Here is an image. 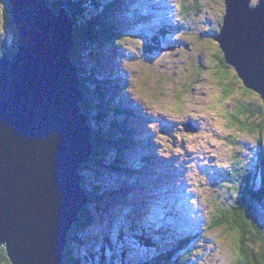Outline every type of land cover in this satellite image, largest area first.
Returning a JSON list of instances; mask_svg holds the SVG:
<instances>
[{"label":"rangeland","instance_id":"rangeland-1","mask_svg":"<svg viewBox=\"0 0 264 264\" xmlns=\"http://www.w3.org/2000/svg\"><path fill=\"white\" fill-rule=\"evenodd\" d=\"M105 1H102L101 5ZM202 1L204 8H200V14L202 13L203 16L192 12L195 7L194 0H176V5L170 3L168 12L167 0H115V10L113 9L112 12L105 11L104 6L103 8L100 6L101 9L97 10L102 13L98 18L99 27H105V22L111 19L113 33L112 36L106 35L107 31L105 35H102L106 39L104 42L109 45L106 48V53L109 54L106 58L107 61L109 60L110 67L106 69L104 75L96 74L101 81L105 80L106 86L103 90L106 89V95H109L114 87L117 93L116 99L133 109V115L121 116L126 120V127L131 129L133 136L130 139L131 142H128L129 146L127 143L126 148L123 149L127 158L120 169L116 170L109 164H104L105 168L102 171L97 170L96 174H100V178H97L89 167H83L84 175H88L91 180L94 177V181L105 188H110L114 176H119L122 179L123 188L121 189L123 190L114 191L115 185H113L112 190L116 193V198L108 201L105 198L108 199L110 196H104L106 201L99 205L101 206L99 210L89 215L95 221L85 223L87 227L81 232L80 241L75 240L72 244V253L77 258L88 253L87 247L92 244L91 237L101 239L100 233L102 236L103 234L108 236L107 242L105 239V242L101 244L110 254L108 245H112L109 243V238L115 239V242L124 238L121 244L125 248L126 258L115 259L114 264H121L127 261L126 259L133 258L134 255L144 251L137 249L136 239L145 237L148 242H155L161 236L169 235L182 239L192 237V239L190 244L187 243L182 251L176 253V257L182 258L180 263L176 262L175 257L174 261L170 260L164 264L235 263L233 246L235 234L226 226L210 228L211 213L208 214L207 211L213 209L212 197L215 200L221 197V203H225L227 200L232 202L238 196L233 191H237L240 187L239 183L234 182L237 186L233 190L227 182L232 176L233 160L241 164L240 167L245 169V173L248 170L249 175H254L251 179L254 189L257 187L260 193L264 194V170L262 169L264 131L256 132L263 122L260 118L264 114L258 111L259 113L250 117L251 122L248 123L252 126L251 128H255L253 134L248 128L241 129L239 124L234 127L235 129L231 128L230 116L227 115L228 112L233 114L234 106L240 105L241 101L245 105L261 106L260 110L264 111V99L254 90L243 91L240 79V82L234 79L232 66L224 68L228 71L226 76L215 71L213 66L215 62L209 53L218 52V48L220 49L215 37L221 35L219 32H223L219 30V24L226 14V0H208L211 7L207 0ZM258 1L250 0L249 5L255 6ZM144 3L145 8L149 7V9L139 10V4ZM181 3L187 4L189 8V13L185 16L179 14ZM254 3L255 5H252ZM175 6H177L176 11ZM59 7H64L63 9L67 11L65 6ZM234 11L235 9L232 10L233 13ZM237 13H244V11L240 10ZM164 15L165 19L162 18ZM7 21L6 4L0 0V37L4 39L11 31L7 29ZM196 21H199L198 26ZM186 24L189 32L187 35L184 29ZM159 25L160 27L170 25L168 28L170 31L166 32L167 35L159 44V47H164L163 52L149 48L153 44L154 36L150 28ZM203 26L205 28L201 31L198 27ZM206 28L210 30L207 32ZM111 39H114L113 45L109 43ZM179 44L180 47H178ZM105 47L106 45H103L100 49L103 53ZM171 52L173 55L170 54ZM218 55L224 57L222 54L218 53ZM216 64L222 66L219 65L218 60ZM108 80L111 81L109 85ZM224 85H227L228 90L232 86L231 92L225 94ZM119 106L122 108L121 103ZM152 112L157 113L156 116L163 123L149 116ZM156 116L154 115V118ZM174 119L177 123L169 126ZM187 120L194 121L199 127L196 134H192L191 130L187 132L183 127ZM184 151L189 156L188 159L186 160L183 155L174 166L181 165L178 168L184 170L187 161L190 168L187 181L193 183V187L187 192L189 191L190 197L196 196L195 188L198 186L203 200L199 202V205L197 204L198 207L190 201L192 198H186L185 205L181 204L178 190H176V196H168L165 190V194L158 195V192L163 190V185L170 182L165 171H161L163 162L162 164L158 162L159 156L164 159L171 158ZM152 155L157 156L150 158ZM184 172H174L176 176L172 178L175 185L185 182V174H182ZM147 189L148 192L144 195L146 197L142 199L144 197L142 193ZM163 200L167 203L162 204ZM160 204L165 207H160ZM174 204H178L179 207ZM153 210L158 212L154 214ZM164 215L167 216L168 221L166 220L163 224L168 226L170 220V232L165 231V234L156 236L153 231H144L141 227L130 228L131 223H137L147 228L158 229L155 226L159 220L157 216ZM258 218L263 225L264 212H259ZM92 223H94L93 226L89 227L88 225ZM72 228L73 226L71 230ZM137 235L138 238H136ZM153 250H155L153 247L150 250L147 249L148 252ZM82 256L81 261L84 262ZM84 264L93 263L85 261Z\"/></svg>","mask_w":264,"mask_h":264},{"label":"water","instance_id":"water-1","mask_svg":"<svg viewBox=\"0 0 264 264\" xmlns=\"http://www.w3.org/2000/svg\"><path fill=\"white\" fill-rule=\"evenodd\" d=\"M248 1H225L215 40L245 87L264 99L255 53L261 44L252 46L264 42V2L239 8ZM6 2L17 44L14 55L0 57V247L11 264H64L69 232L88 201L79 167L93 153L86 96L71 58L73 22L46 0Z\"/></svg>","mask_w":264,"mask_h":264},{"label":"trees","instance_id":"trees-1","mask_svg":"<svg viewBox=\"0 0 264 264\" xmlns=\"http://www.w3.org/2000/svg\"><path fill=\"white\" fill-rule=\"evenodd\" d=\"M102 1L104 0H99V2L98 0H46V3L52 8L65 6L68 13L71 15L75 37V45L73 47V51L71 52V58L79 70L80 85L86 96L85 108L93 133V153L90 159L79 167V172L81 173V185L88 196V201L79 213L78 220L74 223L72 230H70L71 232L69 234L65 250L66 257L64 259V264H84L85 261L93 264H114L113 262L115 259L120 260L126 258V251L122 245L123 238L118 242H115V239L109 238L111 241H109V243L112 245H108L109 251L111 252L110 254L105 250L104 245L101 244L105 242V239L107 242L108 236L105 234L102 236L101 233L99 234L101 239L97 237L96 240L90 236L92 238V244L87 247L88 253H85L83 256L81 255L84 262L81 261V256L77 258L72 253V244L75 240L80 241V237L82 236L80 234H82L81 232H83L86 229L85 227H87L85 223L88 221H95L94 218L92 216L89 217V215L96 213L95 211L99 210L101 207H99V205L102 202H105L106 200H114L117 196L114 191L119 192L123 190L121 189V187L123 188L122 179L119 176H114V181H112L113 183H110V188H105L101 184L96 183L94 181V177L97 175V178H100V174H96L97 170L100 169L102 171L105 168L104 164H109L111 168L116 170L120 169L121 164L124 163L127 158L125 157L126 152L123 151V149L126 148L128 142H131L130 139L133 136L131 129L126 127V120L121 117H129L131 114L133 115V109L124 102L116 99L117 93L114 91V87L109 92V95H106V89L103 90L106 86L105 80L101 81V78L99 77V79L97 76V74L104 75L105 70L110 67V65H108L109 60L107 61L106 58V56L109 55L106 53V48L109 45L104 42L106 39L102 35H105L107 31L108 33L106 35L112 36L113 33L111 32V19H108L105 22V27H99L98 18L102 13L97 10L103 8L104 6L105 11L112 12L115 8V0H106L105 3L101 5ZM2 2L6 4L8 19L7 29H11V31L7 38L4 39L0 37V57L4 53L14 54L17 44V35L12 22L9 5L6 0H2ZM194 3L195 7L192 12L200 14V8H204V2L202 0H194ZM207 3L210 5L208 0ZM252 5H255V3ZM209 7H211V5ZM179 9V14L181 15L184 14L185 16L189 13L187 4L181 3ZM199 16H203L202 13ZM222 20L223 19H221L220 23H222ZM184 23L185 22H183V26H185ZM198 23L199 21H196V26H198ZM187 27L188 25L186 24V27H184L186 35L189 34ZM219 27H221V24H219ZM198 28L203 31L205 26ZM206 29L207 32L210 30L209 28ZM169 31V29H161L160 32L158 31V34L153 32V44L149 47L150 50H159L163 52L162 49L164 47H159L158 44L163 41L165 33ZM111 40L112 41L109 43L113 45L114 39ZM103 45H106L104 53L100 50ZM216 52L211 51L209 53V56L211 55L215 62L213 64L215 71L220 72L221 75L225 74L226 76L228 71L224 68H231V65L225 62L224 57H220L218 55V53L222 54L221 49L218 48L217 54ZM170 54L173 55L172 52ZM217 60L219 61V65L222 66H218L216 64ZM234 74V79H238V82L241 81L240 83H242L244 88L243 91L251 92L250 89L245 87L242 79L237 75L235 70ZM222 77L225 79L224 76ZM110 83L111 81L108 80V85ZM226 86L227 85L223 86L225 94L226 92H231L233 89V87L230 86L228 90V87ZM120 103L122 104V108L119 106ZM240 103V105L236 104L234 106L232 111L233 114L229 112L227 113V115L230 116L231 128L235 129L234 127L239 124L241 129L248 128L249 132L253 134L255 128H251L252 126L249 124L251 122L250 117L258 111H261L262 114H264V111L262 109L260 110L261 106L245 105L242 101ZM82 105L84 106L83 103ZM242 119L243 121H241ZM260 119H262L263 122L258 126L256 132L258 131L261 133L264 131V115ZM150 158L154 157L151 156ZM240 165L241 164L237 160H233L232 167L234 168L232 169V176L227 180L228 186L230 188L233 187V190L235 186H237L234 182L239 183L240 187L237 191H233L235 194H238V196L235 197L232 202L227 200L225 202L226 205H224L225 203H221V197H217L216 200L212 197L213 209L207 211L208 214L211 213V217H209V224L212 229L226 226L229 231L235 234L233 239V246L235 249L234 264H264V224H260L261 219L259 221L258 218V213L264 212V194H261L257 187L254 189L255 186L252 185L251 181L254 175H249L250 171L248 170L245 173V169L241 168ZM262 166V169L264 170V165ZM83 167H89L92 172H94L93 180L89 179L88 175L83 174ZM85 176H87V179H85ZM231 183L234 184L230 185ZM113 185L115 186L113 187ZM112 187L114 188V191L112 190ZM104 196H110V198H105L106 200H104ZM143 218L147 220L146 217ZM93 224L94 223L88 226H93ZM131 224L135 229L140 226L147 229L144 225L137 223ZM158 225H155L158 229H154L153 227H148V229L153 231L156 236L165 234V231L170 232V228L165 224H161L160 226ZM165 236H161L156 239L155 242H148V240H145L147 239L145 237L144 239H136L135 243L137 244V249L139 248L141 251L144 250L146 253L144 254V251L142 253L139 252V255H134L133 258L131 257L126 259L127 261H123L122 263L164 264L170 262V260L174 261L176 253L182 251L187 243H191L192 239V237L190 239H182L179 237L176 238L175 236ZM136 238H138V235ZM152 247L155 250L148 252L147 249L150 250ZM181 259L182 258L176 257V262L180 263ZM0 264H11L4 247H0Z\"/></svg>","mask_w":264,"mask_h":264},{"label":"bare ground","instance_id":"bare-ground-1","mask_svg":"<svg viewBox=\"0 0 264 264\" xmlns=\"http://www.w3.org/2000/svg\"><path fill=\"white\" fill-rule=\"evenodd\" d=\"M229 1H231V3L232 4H234V3H236L237 2V0H229ZM264 2V0H259L258 2H257V4L255 5V6H250L248 3H250V1H248V2H244V3H242V4H240L239 5V8H245L247 5L249 6V7H257V6H259L260 4H262ZM64 8V7H63ZM115 10V9H114ZM255 42H259L260 44H261V46H258V48L256 49V55L257 56H259L260 58H261V60H262V64H260L257 68H256V66L253 68V70L256 68V69H258L259 68V72H261V74H264V42H261V40H258V41H255V40H253L252 41V46L253 47H255L256 45H257V43H255ZM73 47H74V45H73ZM72 51H73V49H72ZM71 51V52H72ZM100 56V55H99ZM75 62V61H74ZM106 71V70H105ZM84 100V99H83ZM83 103V102H82ZM157 114V113H156ZM156 114L154 113V112H152V113H150L149 114V116H151V117H153V119L155 120V121H159V123H161L162 122V120H160L157 116H156ZM154 115L156 116V118H154ZM168 119V118H167ZM153 120V121H154ZM169 120V119H168ZM190 122L191 123H194V121H192V120H187L186 121V123H184V124H187V125H189V129L187 130V132L188 131H192V134L193 133H197L198 131H197V129L199 128L195 123L193 124V127L190 125ZM163 123V122H162ZM177 123V120H172L171 121V124L169 123V126L170 125H174V124H176ZM174 127H176V126H174ZM183 131H185V130H183ZM164 132V131H163ZM177 141V140H176ZM184 155V157L186 158V160L188 159V157L189 156H187L186 155V151H184V152H181L180 154L178 153L177 155H175L174 157H172L171 156V158L169 157V158H163L162 156H159V163L160 164H162V162H165V163H168V164H170L171 166H169L170 167V169H171V171H170V173H171V175L172 176H176V174H174V172H176V171H179V172H184V170H185V172L184 173H182V174H185V182L184 183H181V184H178V185H176V187L177 188H180V190L178 191L179 192V198H182V197H184L185 196V191H187L188 189L190 190V188H192L193 187V183H191V182H188L187 181V179H188V176H187V173L190 171V168L188 167V165H187V161H186V163H185V167H184V170H179V169H177V168H175V167H172V166H174V164H176L175 162L177 161V162H179V160L181 159V157ZM157 156V155H156ZM156 156H153L152 155V157H156ZM193 159H194V157H192ZM166 160V161H165ZM182 162V161H181ZM81 167V166H80ZM93 180V179H92ZM189 195H190V193H189Z\"/></svg>","mask_w":264,"mask_h":264},{"label":"flooded vegetation","instance_id":"flooded-vegetation-1","mask_svg":"<svg viewBox=\"0 0 264 264\" xmlns=\"http://www.w3.org/2000/svg\"><path fill=\"white\" fill-rule=\"evenodd\" d=\"M178 47H180V44L178 45ZM176 55H177V53H176ZM222 55H223V53H222ZM193 124H194V123H191V122H190V125H191L192 127H193Z\"/></svg>","mask_w":264,"mask_h":264},{"label":"clouds","instance_id":"clouds-1","mask_svg":"<svg viewBox=\"0 0 264 264\" xmlns=\"http://www.w3.org/2000/svg\"><path fill=\"white\" fill-rule=\"evenodd\" d=\"M71 16V15H70ZM220 24H222V23H220ZM153 31V30H152ZM154 32V31H153ZM159 45V44H158Z\"/></svg>","mask_w":264,"mask_h":264}]
</instances>
